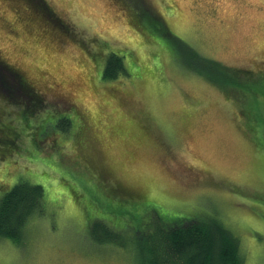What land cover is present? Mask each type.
Here are the masks:
<instances>
[{"label":"rangeland","instance_id":"rangeland-1","mask_svg":"<svg viewBox=\"0 0 264 264\" xmlns=\"http://www.w3.org/2000/svg\"><path fill=\"white\" fill-rule=\"evenodd\" d=\"M31 1L0 0V64L42 98L0 95V193L39 183L44 212L0 237V264H138L153 223L208 215L264 264V0ZM109 52L123 67L103 78ZM93 218L132 238L94 241Z\"/></svg>","mask_w":264,"mask_h":264},{"label":"trees","instance_id":"trees-1","mask_svg":"<svg viewBox=\"0 0 264 264\" xmlns=\"http://www.w3.org/2000/svg\"><path fill=\"white\" fill-rule=\"evenodd\" d=\"M39 1H31V5L43 8ZM46 20L56 27L57 20L52 12L47 9ZM64 32L66 26L62 24ZM192 70H196L209 78L218 81V77L224 79L235 78L241 74L228 71L212 60L200 57L196 52L191 54ZM121 56L114 52L106 55L101 70L103 78L115 77L117 71L123 66ZM0 66L4 74L3 89L0 95L8 101L13 100L12 94L27 99L42 101V98L27 86L21 76L13 68L1 62ZM220 68V69H217ZM231 72V70H229ZM245 70L242 74L247 73ZM59 128L66 130L70 126L68 116L58 119ZM0 132L5 135V144H12L11 137L0 125ZM11 142V143H10ZM44 212V189L39 183H33L24 179L16 181L8 189L0 193V237H7L16 244L23 238L25 223L29 217ZM111 223V222H109ZM112 224V223H111ZM110 225L100 218H93L89 224V237L96 242L112 241L125 245L127 239L132 238L127 226ZM139 246L138 264H244V259L239 251V240L230 229L213 216L176 220L168 224L153 223L149 230H145V236L137 237Z\"/></svg>","mask_w":264,"mask_h":264},{"label":"flooded vegetation","instance_id":"flooded-vegetation-1","mask_svg":"<svg viewBox=\"0 0 264 264\" xmlns=\"http://www.w3.org/2000/svg\"><path fill=\"white\" fill-rule=\"evenodd\" d=\"M128 192V191H127Z\"/></svg>","mask_w":264,"mask_h":264}]
</instances>
